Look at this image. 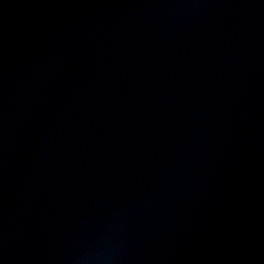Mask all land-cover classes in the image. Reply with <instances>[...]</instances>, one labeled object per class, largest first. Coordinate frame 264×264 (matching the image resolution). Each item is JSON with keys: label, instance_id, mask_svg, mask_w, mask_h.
I'll use <instances>...</instances> for the list:
<instances>
[{"label": "water", "instance_id": "95a60500", "mask_svg": "<svg viewBox=\"0 0 264 264\" xmlns=\"http://www.w3.org/2000/svg\"><path fill=\"white\" fill-rule=\"evenodd\" d=\"M0 264H264V0H0Z\"/></svg>", "mask_w": 264, "mask_h": 264}]
</instances>
